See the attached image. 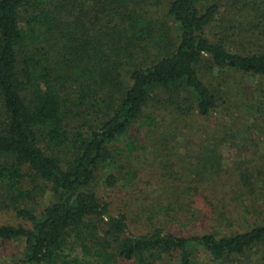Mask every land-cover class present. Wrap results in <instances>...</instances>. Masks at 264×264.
<instances>
[{
	"label": "trees",
	"instance_id": "obj_1",
	"mask_svg": "<svg viewBox=\"0 0 264 264\" xmlns=\"http://www.w3.org/2000/svg\"><path fill=\"white\" fill-rule=\"evenodd\" d=\"M158 5L0 0V208L28 225L0 226V243H22L19 264H195L199 250L215 264H264V223L231 236L139 235L90 188L100 170L104 186L116 185L110 149L136 150L128 134L141 120L154 127L147 109L205 120L218 108L203 80L209 71L264 77V51L229 48L232 36L240 47L264 42V0H169L157 19ZM56 36L67 43L50 53L43 45ZM44 188L50 201L36 212Z\"/></svg>",
	"mask_w": 264,
	"mask_h": 264
},
{
	"label": "rangeland",
	"instance_id": "obj_2",
	"mask_svg": "<svg viewBox=\"0 0 264 264\" xmlns=\"http://www.w3.org/2000/svg\"><path fill=\"white\" fill-rule=\"evenodd\" d=\"M154 1L159 4L152 8L154 17L163 18L169 0ZM248 16H234V25L237 18ZM233 37L229 41L232 51H264V42L240 47V43H233L237 39ZM46 43L43 46L51 53L63 48L67 40L56 36ZM43 46L38 43L34 48ZM121 73L126 86L127 69ZM203 80L218 101V108L207 119L195 112L171 115V109L164 105L155 106V111L154 107L147 109L154 127L143 126L141 120L128 134L136 150L129 153L118 143L110 149L116 159L107 172L118 178L116 185L104 186V170L98 171L92 182L91 190L110 205L113 214H125L136 234L162 229L183 237L208 233L231 236L264 223V77L214 69ZM64 92L74 104L76 86L69 84ZM148 130L152 132L147 135ZM24 187H33L28 178ZM34 197L39 212L50 201L49 190L38 189ZM3 225L28 226L13 212L0 208ZM22 247L19 241L0 243V264H19ZM258 256L255 253L253 260ZM195 264L215 263L199 250Z\"/></svg>",
	"mask_w": 264,
	"mask_h": 264
}]
</instances>
